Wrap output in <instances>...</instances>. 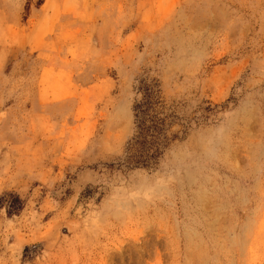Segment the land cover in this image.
<instances>
[{
  "label": "rangeland",
  "instance_id": "rangeland-1",
  "mask_svg": "<svg viewBox=\"0 0 264 264\" xmlns=\"http://www.w3.org/2000/svg\"><path fill=\"white\" fill-rule=\"evenodd\" d=\"M145 78L190 128L119 170ZM9 194L0 264H264V0H0Z\"/></svg>",
  "mask_w": 264,
  "mask_h": 264
},
{
  "label": "trees",
  "instance_id": "trees-1",
  "mask_svg": "<svg viewBox=\"0 0 264 264\" xmlns=\"http://www.w3.org/2000/svg\"><path fill=\"white\" fill-rule=\"evenodd\" d=\"M136 94L132 107L134 132L125 146L124 159L116 166L126 171H156L174 145L184 140L190 122L177 105L168 106L164 101L157 79L139 80ZM4 206L13 215L22 211L24 203L9 194L0 198V209Z\"/></svg>",
  "mask_w": 264,
  "mask_h": 264
}]
</instances>
